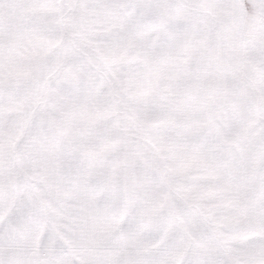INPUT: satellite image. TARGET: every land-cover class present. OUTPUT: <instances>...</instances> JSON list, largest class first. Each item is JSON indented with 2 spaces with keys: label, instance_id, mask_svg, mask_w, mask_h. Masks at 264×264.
I'll return each mask as SVG.
<instances>
[{
  "label": "snow or ice",
  "instance_id": "snow-or-ice-1",
  "mask_svg": "<svg viewBox=\"0 0 264 264\" xmlns=\"http://www.w3.org/2000/svg\"><path fill=\"white\" fill-rule=\"evenodd\" d=\"M0 264H264V0H0Z\"/></svg>",
  "mask_w": 264,
  "mask_h": 264
}]
</instances>
